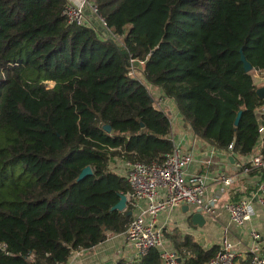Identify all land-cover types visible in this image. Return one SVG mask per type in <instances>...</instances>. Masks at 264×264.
<instances>
[{
	"label": "trees",
	"instance_id": "trees-1",
	"mask_svg": "<svg viewBox=\"0 0 264 264\" xmlns=\"http://www.w3.org/2000/svg\"><path fill=\"white\" fill-rule=\"evenodd\" d=\"M88 1L111 33L69 24L66 0H0V264H67L128 229L131 209L112 207L131 186L111 158L163 162L174 147L151 85L200 139L256 150L264 99L241 56L264 70V0ZM166 235L186 264L219 250ZM131 264H161L159 252Z\"/></svg>",
	"mask_w": 264,
	"mask_h": 264
},
{
	"label": "built area",
	"instance_id": "built-area-1",
	"mask_svg": "<svg viewBox=\"0 0 264 264\" xmlns=\"http://www.w3.org/2000/svg\"><path fill=\"white\" fill-rule=\"evenodd\" d=\"M63 15L69 24L85 25L94 29L103 27L110 31L106 18L99 14V8L94 2L66 0ZM136 63L137 60L131 58L130 75L135 73ZM140 65L144 67L145 60H140ZM251 73L253 81L254 76L256 80L261 79L264 81V70L252 68ZM254 84L256 86L255 81ZM261 87H264V85ZM261 87H257V89ZM160 91V94L155 93L160 105L176 104L175 100L166 95L162 88H160ZM175 106L177 107V104ZM261 113L264 114V109ZM169 119L171 122L169 138L173 141L174 147L171 152L166 154L163 162H144L114 156L109 163L110 169L124 176L131 186V191L125 193L128 197L125 211L129 208L133 211L132 221L126 230V246L131 252V256L126 261L130 264L148 254L151 249L158 250L161 264H186L180 253L170 247L165 238V229L169 222L168 213L174 208L184 205H192L202 209V211L205 209L209 213H215L217 205L223 199L225 190L233 183L231 176L221 173L219 175L220 188L214 195L207 197L208 176L206 173L189 171V167L195 161V153L193 150L182 148L180 143L176 142L172 135L173 119L172 117ZM259 122L260 135L258 142L264 143V118L260 117ZM208 144L210 147L209 158L206 160L208 164L212 163V157L217 151L223 152L226 156L230 155V157L238 155L234 152L233 143L227 149H220L210 143ZM243 156L246 159L239 166L245 173L251 172L252 169H258L261 173L256 195L254 197V194H252L238 200L223 202V207L229 212L231 221L241 227L246 226L253 220L256 213L253 207L254 198L264 207V150L259 148L257 151ZM162 215H166L165 222L161 221ZM249 231L252 238L248 252L250 264H264L263 237L253 225H251ZM83 251V249L74 250L72 252L73 256L71 255L70 258H76ZM240 256H242V252L231 241L228 229L225 228L219 250L208 264H240Z\"/></svg>",
	"mask_w": 264,
	"mask_h": 264
},
{
	"label": "crops",
	"instance_id": "crops-1",
	"mask_svg": "<svg viewBox=\"0 0 264 264\" xmlns=\"http://www.w3.org/2000/svg\"><path fill=\"white\" fill-rule=\"evenodd\" d=\"M254 81L257 87L264 85L261 79ZM150 91L155 97L160 94V88L150 86ZM156 98V97H155ZM172 103L169 105H161L168 113L169 118L172 117V135L176 142L180 143L182 148L193 150L195 153V161L189 167L190 172L206 173L208 176L206 195L210 197L220 188L219 175L225 173L231 176L233 183L225 193L220 204L217 205L215 213H209L203 209L206 222L203 226L195 225L192 221V214L198 208L190 206V210H186L183 206L174 208L169 214V222L165 229V238L170 247L177 250L175 242L172 241L166 233L173 234L174 230L178 229L182 234L192 235L194 240L200 243L205 249L219 247L223 230L228 229L230 239L236 244V248L242 252L241 259L247 258L249 247L252 243L250 236V227L253 225L263 237L264 248V207L261 206L257 199L254 198L255 215L251 223L241 227L231 221L229 212L223 207V202L227 200H238L241 197L256 195V191L261 179V173L253 169L249 173H245L239 164L246 159L243 155L238 154L231 159L230 155L226 156L223 152L217 151L212 157V163L208 164L206 160L209 158V144L204 140L197 138L190 126V123L180 114L179 110ZM264 109V104L257 108L258 118H264L261 111ZM264 150V143L258 142L256 150ZM166 215L161 216V221L165 222ZM73 256V254H72ZM75 256V254H74ZM131 256V252L126 246V231L120 234L110 235L106 240L99 244L84 250L82 253L72 257L67 264H114L119 259L126 260Z\"/></svg>",
	"mask_w": 264,
	"mask_h": 264
},
{
	"label": "water",
	"instance_id": "water-1",
	"mask_svg": "<svg viewBox=\"0 0 264 264\" xmlns=\"http://www.w3.org/2000/svg\"><path fill=\"white\" fill-rule=\"evenodd\" d=\"M241 59L244 63V67L247 71H251V69L253 68V65L247 60L246 56L244 55V53H242V56H241ZM258 91V94L259 96L263 99L264 98V87H261L259 89H257ZM241 112L238 114L237 118H236V125L239 124V121H240V118H241ZM104 129L107 131V132H110L112 130L111 126L110 125H105L104 126ZM231 159L233 160V157H231ZM93 174V169L90 165L86 166L82 172L80 173L79 175V180L85 178L86 176L88 175H92ZM127 200H128V197H127V194H122L121 197H120V200L119 202L114 205L112 207V209H118L120 211H125L127 209ZM186 210H190V205H184L183 206ZM129 214H133V211L130 210L129 211ZM192 221L195 225H199V226H203L204 223L206 222V219H205V215L202 213V209H197V211H195L193 214H192Z\"/></svg>",
	"mask_w": 264,
	"mask_h": 264
},
{
	"label": "rangeland",
	"instance_id": "rangeland-1",
	"mask_svg": "<svg viewBox=\"0 0 264 264\" xmlns=\"http://www.w3.org/2000/svg\"><path fill=\"white\" fill-rule=\"evenodd\" d=\"M101 29L104 31V34H106V35L110 32V31L106 30V28H103V27H102ZM110 33H111V32H110ZM167 234H169V232H168Z\"/></svg>",
	"mask_w": 264,
	"mask_h": 264
}]
</instances>
